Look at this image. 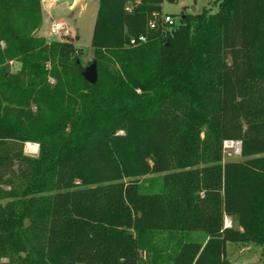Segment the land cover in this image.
Wrapping results in <instances>:
<instances>
[{"label": "trees", "instance_id": "1", "mask_svg": "<svg viewBox=\"0 0 264 264\" xmlns=\"http://www.w3.org/2000/svg\"><path fill=\"white\" fill-rule=\"evenodd\" d=\"M129 1L98 0L89 84L74 38L37 35L41 0H0V264H230L228 242L264 246V0H216L169 33L149 21L175 0ZM224 141L242 160L223 163Z\"/></svg>", "mask_w": 264, "mask_h": 264}, {"label": "rangeland", "instance_id": "2", "mask_svg": "<svg viewBox=\"0 0 264 264\" xmlns=\"http://www.w3.org/2000/svg\"><path fill=\"white\" fill-rule=\"evenodd\" d=\"M134 1L135 0H130ZM129 1V2H130ZM98 0H77L72 7L66 4L55 6V3L44 0L42 3V26L37 35L46 41H60L64 37L50 36L48 28L52 22H59L70 31L68 37L74 38V47L80 51V58L83 65L93 59L91 48V37L94 26ZM194 8V11L192 10ZM208 11L216 13L218 5L216 0H175L173 3L165 1L162 4V13L171 15L177 24L182 16ZM11 72L19 69V64L10 62ZM35 146V150L30 148ZM39 146L36 143H25L24 154L35 157L38 154ZM241 153V152H240ZM236 153L234 148L223 149V163L228 161L242 160L241 154ZM143 192H154L161 189V175H148L138 178ZM4 203V202H2ZM226 255L230 264H264V246L254 244L227 243Z\"/></svg>", "mask_w": 264, "mask_h": 264}, {"label": "built area", "instance_id": "3", "mask_svg": "<svg viewBox=\"0 0 264 264\" xmlns=\"http://www.w3.org/2000/svg\"><path fill=\"white\" fill-rule=\"evenodd\" d=\"M131 7L127 6L126 10L130 11ZM179 24L176 23L175 19L168 14H153L152 19L149 21L150 30H159L163 33H169L173 31ZM48 34L56 37H67L70 35V31L67 27L63 26L59 22H52L48 28ZM147 38L145 35H139L138 37L130 39V45L136 46L146 42ZM61 41V40H60ZM234 148L236 153L241 152V144L238 141H224L223 149ZM231 226V220L225 218V227Z\"/></svg>", "mask_w": 264, "mask_h": 264}, {"label": "water", "instance_id": "4", "mask_svg": "<svg viewBox=\"0 0 264 264\" xmlns=\"http://www.w3.org/2000/svg\"><path fill=\"white\" fill-rule=\"evenodd\" d=\"M49 1H54L55 6L61 5V4H66L68 7H72L75 3V0H49ZM194 11V8L192 9ZM81 76L89 83V84H94L97 81V67L96 63L92 62L88 66L84 67L80 71Z\"/></svg>", "mask_w": 264, "mask_h": 264}, {"label": "crops", "instance_id": "5", "mask_svg": "<svg viewBox=\"0 0 264 264\" xmlns=\"http://www.w3.org/2000/svg\"><path fill=\"white\" fill-rule=\"evenodd\" d=\"M43 1H44V0H41V8H42V3H43ZM46 1H47V0H46ZM76 1H77V0H75V3H76ZM49 2L53 3L54 1H49ZM75 3H74V4H75ZM74 45H75V44H74ZM75 46H76V45H75Z\"/></svg>", "mask_w": 264, "mask_h": 264}]
</instances>
